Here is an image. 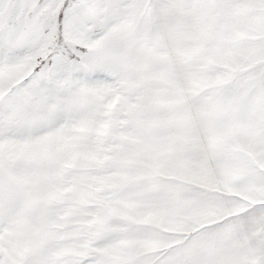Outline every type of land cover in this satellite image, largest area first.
Segmentation results:
<instances>
[{
    "label": "snow or ice",
    "instance_id": "1",
    "mask_svg": "<svg viewBox=\"0 0 264 264\" xmlns=\"http://www.w3.org/2000/svg\"><path fill=\"white\" fill-rule=\"evenodd\" d=\"M0 264H264V0H0Z\"/></svg>",
    "mask_w": 264,
    "mask_h": 264
}]
</instances>
